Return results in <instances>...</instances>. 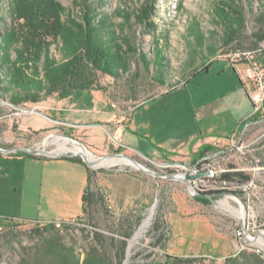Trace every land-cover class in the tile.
<instances>
[{"label": "rangeland", "instance_id": "374dc122", "mask_svg": "<svg viewBox=\"0 0 264 264\" xmlns=\"http://www.w3.org/2000/svg\"><path fill=\"white\" fill-rule=\"evenodd\" d=\"M55 1L61 7L63 21L79 17L80 8L77 5H81L82 0ZM89 1L92 6L100 7L101 14L110 17L118 36L128 37L137 54L146 55L153 64L147 74L139 58L131 57L128 74L117 80L98 74L95 80L98 92H79L77 95H87V100L92 97L99 100L101 93L126 120L133 108L179 87L194 69H199L203 62H209L208 67L212 66L208 73L191 77L185 92L188 100L189 92L196 84H201V92L193 97L195 104L217 98L213 105H208L210 108L207 106L215 111L217 121L206 119L204 125L210 127L214 123H226L225 119L232 115L226 106L229 104L233 110L241 97L239 95L245 97V105L252 113L246 96L241 91H234L233 86H238V81L227 55L234 47L241 51H253L264 44V21L258 19L264 0H237L243 12V29L230 48H224L214 58L208 55L207 48L215 46L220 50L223 47L222 28L214 13L220 0ZM198 37L202 39L201 46L198 45ZM156 49L164 59L158 62L160 69L153 60ZM51 50L56 56L54 46ZM260 58L264 60V50ZM191 63L194 66L190 67ZM159 71L165 76L164 86L157 83ZM220 94H224V97H220ZM16 108L33 109L34 106L24 104L14 107L0 99V148L45 149L59 153L56 144L43 148L47 137L59 135L81 144L93 158L102 157L82 141L66 136L61 126L38 133L23 131L21 120L27 112ZM205 110L207 108H201V112ZM195 114L194 111L191 114L194 127L202 124V119L196 120ZM254 132H258L254 137L264 133V123L260 131L251 134ZM252 139L253 136L247 137L248 143ZM114 147L108 155L131 157L149 173L124 164L90 168L91 188L106 190L109 206L107 214L98 215L96 228L78 222L65 225L57 222L55 228L43 230L45 224L60 220L69 222V218L78 214L79 174L61 168L58 163L35 162L31 159L36 158L16 157L17 153L0 154V264H60L57 253L70 255L80 263L89 255H104V264H257L253 260L256 256L259 264H264V238H260L262 240L257 244L261 249L242 244L237 251L235 238L240 219L236 211L242 210L240 206L245 210L248 205L251 206L255 217L250 221V227L254 232L264 233V183L258 185L261 188L258 193L249 197L240 194L233 196L241 205L229 195L212 192L208 196L211 201L205 206L194 200L200 193L197 192L195 197L187 193L184 179L172 178L176 173L188 170L183 164L162 166L169 163L147 161L125 152L117 144ZM232 149L226 150V157L235 158L233 155L241 154L239 147ZM249 150V155H254L259 166L264 168V139L259 145L250 146ZM115 176L136 178L143 187L137 198L128 199L127 210L122 212L115 209L114 201L119 198L117 193L110 198L111 192H115L112 184ZM224 202L227 204L224 205ZM152 208L154 213L149 226L141 232ZM137 218H140L139 224L122 245L125 238L123 232L128 231L129 223L134 224ZM95 231L101 235L99 240L93 235ZM52 239L60 245L56 254L45 246ZM190 259L193 261H187ZM228 259L231 260L227 263Z\"/></svg>", "mask_w": 264, "mask_h": 264}, {"label": "trees", "instance_id": "16d2710c", "mask_svg": "<svg viewBox=\"0 0 264 264\" xmlns=\"http://www.w3.org/2000/svg\"><path fill=\"white\" fill-rule=\"evenodd\" d=\"M77 6L80 8L79 17L63 21L61 7L55 0H0L1 100L19 107L24 104H37L52 97L63 100L76 92L96 91L95 80L98 74L119 79L129 73L131 57L133 59L138 57L149 74V67L153 63L146 55L137 54L128 37L118 36L111 25L110 17L101 14L99 6H92L89 0H82L81 5ZM214 13L222 28L223 47L220 50L215 46L208 47V55L212 58L220 51L223 52L224 48H230L244 26L243 12L237 5V0H220L215 6ZM258 19L264 21V2L260 7ZM197 39L198 45L201 46V37ZM53 46L56 56L51 52ZM257 49L259 45L253 51ZM236 51L241 50L234 47L229 52ZM153 60L157 69H160L158 62L164 59L158 49L153 51ZM209 64L203 62V65L199 69H194L184 82L195 74L206 71ZM192 66L194 63H191L190 67ZM156 79L159 85H165L166 80L162 71H159ZM19 156L36 158L23 152L16 154V157ZM59 160L83 166L87 171V185L81 197L82 215L72 221L58 223L65 225L78 222L96 228L99 224L98 215L107 214L108 210L105 207V199L91 191L90 168L78 157ZM232 177L248 180V177L242 176L241 173L224 175L227 179ZM209 194H200L194 200L206 206L211 201L208 198ZM139 221L140 218H137L134 224L129 223V230L123 232L125 238L121 242L122 245L131 237ZM55 227L56 223H50L45 224L42 229ZM93 235L98 240L101 238L98 231L93 232ZM45 246L53 253L60 250V245L55 239L50 240ZM56 256L60 259V264L106 262L104 255H89L81 263L70 255L57 253ZM230 260L228 259L227 263ZM253 260L257 264L260 263L257 256Z\"/></svg>", "mask_w": 264, "mask_h": 264}, {"label": "crops", "instance_id": "0c3cea01", "mask_svg": "<svg viewBox=\"0 0 264 264\" xmlns=\"http://www.w3.org/2000/svg\"><path fill=\"white\" fill-rule=\"evenodd\" d=\"M211 66L203 71L204 74L208 73ZM203 72L195 74L192 78L203 74ZM233 72L238 81V86H233L234 91H241L252 108L250 99L237 73L234 70ZM190 82L191 78L179 87L172 88L133 108L126 120L112 108V104L106 101L100 92L99 100H95L93 97L91 100H87V95H77L79 92L63 100H58L55 97L48 98L43 102L32 104L33 109L40 114L25 113L21 120L22 130L38 133L52 131L61 126L66 136L82 141L99 156L108 155L115 148L114 142L117 140V145L129 154L137 155L147 161L151 159L171 164L180 163L191 169L205 155L226 147L235 130L243 121L250 118L252 113L250 108L245 105V97L239 95L241 97L238 98L233 110L229 104L226 106L229 113L232 112L231 118L228 115L229 118L225 119L226 123L222 122L220 125L214 123L212 126L206 127L203 122L206 119L217 121L215 111H211L208 106L209 104L213 105L217 98L207 100L203 104H195L193 97L202 90L201 84H196L195 88L189 92L190 99L187 100L185 92L189 88ZM94 92L98 91L88 93L93 94ZM220 95V97H224V94ZM204 105L205 107H203ZM201 108H207V110L201 112ZM193 111L196 113V120L202 119V124H197L196 127L192 123L191 114ZM140 152L147 157H144ZM31 160L42 163H58L61 168L73 170L79 174L81 179V181L79 179V212L75 217L69 218L68 221L80 217L82 215L81 197L87 185L86 169L79 164L44 156H36L35 160ZM258 166V159L254 155H250L246 162L236 165V168L242 176L261 185L264 183V168L257 170ZM112 184L115 186V192H111L110 198L114 193L119 196L115 201L113 200L117 212L127 210L128 199L137 198L143 189L142 183L133 177L115 176ZM91 191L105 199V207L108 210L106 190L91 188ZM57 222H61V220L51 223Z\"/></svg>", "mask_w": 264, "mask_h": 264}, {"label": "built area", "instance_id": "2783aa9c", "mask_svg": "<svg viewBox=\"0 0 264 264\" xmlns=\"http://www.w3.org/2000/svg\"><path fill=\"white\" fill-rule=\"evenodd\" d=\"M264 44L259 49L252 52L236 51L227 55L233 69L237 73L239 80L244 87L251 105L252 115L247 120L243 121L235 130L228 140V144L224 148H220L212 153L205 155L195 167L189 169L185 173H176L175 178L184 179L186 191L191 197H195L196 193L209 194L212 192L222 195H229L234 201L241 205L236 197L237 194L249 197L252 194L258 193L261 189L258 184L251 179L243 181L236 177L230 179L224 178V175L231 173H239L236 165L246 162L249 158V147L259 145L264 139V133L257 135L260 131L261 124L264 123V60L261 59ZM112 108L114 106L112 105ZM253 139L250 143L248 138ZM114 144H117L115 140ZM232 147H241L239 158L226 157V150ZM261 167H257L260 170ZM202 176L194 181L185 179V175H195L196 173ZM243 209V219L239 220V227L235 233L237 240V248L242 244H251L256 248L261 240L258 236L262 232H254L250 227V221L255 217V211L251 206H247V210ZM263 250V249H262Z\"/></svg>", "mask_w": 264, "mask_h": 264}, {"label": "bare ground", "instance_id": "6f19581e", "mask_svg": "<svg viewBox=\"0 0 264 264\" xmlns=\"http://www.w3.org/2000/svg\"><path fill=\"white\" fill-rule=\"evenodd\" d=\"M50 144H56L58 147V150L60 151L59 153H70L73 155L79 154V155L85 156L89 161H95L96 160V158H93L90 155V153L85 149V147H83L81 144H79L77 142L70 141V140L66 139L65 137H62L59 135H53V136L47 137L43 142V148H46ZM235 148H237V147H233L232 150H235ZM239 149H240V153H241V147H239ZM229 151H231V150H229ZM52 153L56 154L54 152H52ZM233 156H235V158H239L240 155L237 154V155H233ZM120 164H124V165H128V166H134L133 163L129 162L128 160H126L124 158L116 157V158H107V159L101 160L97 163L96 167H110V166H116V165H120ZM223 204L226 205L227 202H224ZM242 210L236 211V215L238 216V218H240L239 220L243 219L244 214H243ZM153 213H154V209L151 210V214H150L149 218H147V220L145 221V223L141 229V232H143L149 226V223H150V220L152 218ZM258 237L264 238V233H262V235L259 234Z\"/></svg>", "mask_w": 264, "mask_h": 264}, {"label": "water", "instance_id": "95a60500", "mask_svg": "<svg viewBox=\"0 0 264 264\" xmlns=\"http://www.w3.org/2000/svg\"><path fill=\"white\" fill-rule=\"evenodd\" d=\"M18 109V108H16ZM22 112H30V113H37L40 114V112L35 111V110H30V109H18ZM66 139L76 142L68 137H65ZM78 143V142H77ZM19 152H23L32 156H45L51 159H60V158H73V157H78L81 159V161L88 167V168H96L97 163L101 160L107 159V158H124L126 160H128L129 162L133 163L134 167L137 170H141L145 173H149L145 168H143L140 164H138L135 160H133L131 157L125 156V155H120V154H113V155H106V156H102V157H97L95 161H89L85 156L83 155H73L70 153H56L53 154L52 152H47L45 151V149H30V148H14V149H2L0 148V154L3 155H8L11 153H19ZM150 161H152L151 159H149ZM157 164V163H155ZM172 164H166V165H162V166H171ZM185 168L187 169L188 167L185 166ZM202 176V174L200 173H196L195 175H189L188 173L185 175V179L190 180V181H194L198 178H200ZM173 179L177 180L178 178L172 177ZM209 198V197H208ZM153 209V208H152Z\"/></svg>", "mask_w": 264, "mask_h": 264}]
</instances>
